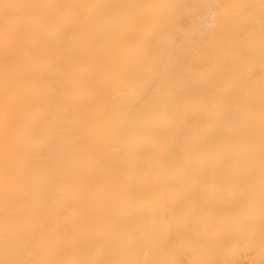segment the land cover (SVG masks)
<instances>
[{
  "label": "bare ground",
  "instance_id": "6f19581e",
  "mask_svg": "<svg viewBox=\"0 0 264 264\" xmlns=\"http://www.w3.org/2000/svg\"><path fill=\"white\" fill-rule=\"evenodd\" d=\"M0 264H264V0H0Z\"/></svg>",
  "mask_w": 264,
  "mask_h": 264
},
{
  "label": "snow or ice",
  "instance_id": "6c2138e0",
  "mask_svg": "<svg viewBox=\"0 0 264 264\" xmlns=\"http://www.w3.org/2000/svg\"><path fill=\"white\" fill-rule=\"evenodd\" d=\"M4 7L7 8V7H9V5H4ZM181 7H189V6L188 5H182ZM202 7L205 9V11L200 16V19L206 20L207 19V12H206V10H207V7L208 6L205 5V6H202Z\"/></svg>",
  "mask_w": 264,
  "mask_h": 264
}]
</instances>
